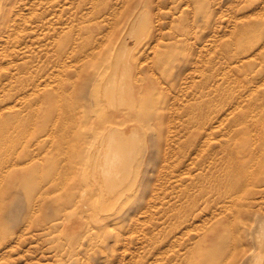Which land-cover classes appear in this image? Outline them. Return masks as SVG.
I'll return each instance as SVG.
<instances>
[{
  "label": "rangeland",
  "instance_id": "obj_1",
  "mask_svg": "<svg viewBox=\"0 0 264 264\" xmlns=\"http://www.w3.org/2000/svg\"><path fill=\"white\" fill-rule=\"evenodd\" d=\"M257 263L264 0H0V264Z\"/></svg>",
  "mask_w": 264,
  "mask_h": 264
},
{
  "label": "bare ground",
  "instance_id": "obj_2",
  "mask_svg": "<svg viewBox=\"0 0 264 264\" xmlns=\"http://www.w3.org/2000/svg\"><path fill=\"white\" fill-rule=\"evenodd\" d=\"M144 1V0H143ZM142 5V4H141ZM136 14V13H135ZM141 15V14H140ZM143 16V15H142ZM138 17V19H136V15H134L133 16V18L131 19V21L132 22H134V21H140V18H142V17H140V16H137ZM140 17V18H139ZM111 42H114V45H113V47H114V50H113V53L115 52V53H117V50L121 47V46H123V44L124 43H126L127 42V45L128 44H130V42H131V36H130V21H129V23H128V25H127V27H126V29H125V33L123 34V36L121 37V38H116L115 39V41H111ZM126 45V44H125ZM113 55V54H112ZM123 58H124V56H123ZM113 59V58H112ZM111 62H113V61H111ZM120 69H121V71H120V74L118 75V78L119 79H117L118 80V82H117V88H116V91L115 92H113V93H110V92H107L106 90H103L102 91V93L100 94V100H101V102L104 104V106H111L112 104H113V101H116L117 103L118 102H120V100H121V98H122V96H125L124 94L126 93V89L128 90L129 88H126L125 86H126V83H125V78H126V76H127V72H128V69H127V67H126V64H125V62L122 60V63H121V66H120ZM119 73V72H118ZM117 73V74H118ZM133 83H135V82H133ZM112 85V84H111ZM116 86V85H115ZM129 86V85H128ZM118 105V104H117ZM109 114V113H108ZM111 116V115H110ZM110 116H108L107 118H109ZM101 165H102V163H101ZM96 170V169H95ZM100 175H101V182H102V179H103V176H104V170L103 171H100ZM99 177V176H98ZM97 179V178H96ZM97 180H99V179H97ZM100 181H98V183L97 184H100L99 183ZM107 199V198H106ZM108 200V199H107ZM93 204V203H92ZM92 204H90L91 206H92ZM94 205V204H93ZM87 207H88V205H87ZM95 207V206H94ZM84 208V207H83ZM91 208V207H90ZM90 211H92V210H90ZM89 211V212H90ZM88 212V213H89ZM87 213V212H86ZM254 225V224H253ZM250 238V237H249ZM250 241V240H249ZM252 250V249H251ZM256 254V253H255ZM254 258V254H253V256H252V259ZM257 260V259H256ZM255 261V260H254ZM258 262H259V260H258ZM258 264V263H257Z\"/></svg>",
  "mask_w": 264,
  "mask_h": 264
}]
</instances>
